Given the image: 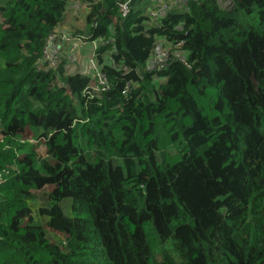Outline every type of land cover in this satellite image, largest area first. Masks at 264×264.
<instances>
[{
    "label": "trees",
    "instance_id": "trees-1",
    "mask_svg": "<svg viewBox=\"0 0 264 264\" xmlns=\"http://www.w3.org/2000/svg\"><path fill=\"white\" fill-rule=\"evenodd\" d=\"M143 1L0 0V264H264V0Z\"/></svg>",
    "mask_w": 264,
    "mask_h": 264
},
{
    "label": "built area",
    "instance_id": "built-area-1",
    "mask_svg": "<svg viewBox=\"0 0 264 264\" xmlns=\"http://www.w3.org/2000/svg\"><path fill=\"white\" fill-rule=\"evenodd\" d=\"M187 2H188V0H172L169 3L161 1V3L159 4V8L152 13V16L156 17L159 11H173V10L182 11V10L186 9ZM121 10L125 14H130L132 12V9L129 8L128 4L122 5L121 6ZM64 42L65 43L66 42H68V43H72V42H74V43H83L82 39L80 40V39H77V38H70L68 36L60 34V32L52 35L51 40L48 43V47L45 50V55H44V58H43V65H47L48 68L49 67L57 68V66L59 64V58L57 56H55V54H51L49 50H50L51 44H57V47H58L59 45H61ZM179 46H181V44ZM53 47H55V46H53ZM95 48H96V46L94 45L93 52H94ZM159 53H160V55H158ZM159 53L156 54V56L154 57L151 65L147 69L148 72L160 71L170 61L171 57H170L169 48L168 49H163ZM91 63L95 67V72L94 73H95V76L98 78L99 88H101L102 91L108 90V85H107L106 80L100 74L99 69H97V66H96L95 60H94V55H93V59H92Z\"/></svg>",
    "mask_w": 264,
    "mask_h": 264
},
{
    "label": "rangeland",
    "instance_id": "rangeland-1",
    "mask_svg": "<svg viewBox=\"0 0 264 264\" xmlns=\"http://www.w3.org/2000/svg\"><path fill=\"white\" fill-rule=\"evenodd\" d=\"M217 2H219L220 3V5H222L223 7H225V8H228V7H230V1L229 0H216ZM150 1H148V0H144L142 3H140L138 6H137V10L136 11H143V10H145V9H147L149 6H150ZM77 12H75V11H73L72 12V9H70V11H69V13H68V16H67V20H66V23H69V27H72V26H74V25H78V27L80 28V26L79 25H82V24H80L81 22H82V17H81V14L79 13V16H78V18H77V14H76ZM72 18H75V24L73 23V20H72ZM66 28L67 27H62L61 29L62 30H60L59 32H60V34H62L63 35V33H65L64 31H66ZM69 29H71V28H69ZM53 46H55V47H57V44H51V48L53 49ZM78 49V50H77ZM71 50V49H70ZM66 51V54H67V56L70 58V59H73L74 57L76 58V63L77 64H80V63H82V62H86L87 63V66L86 65H84L85 66V68H91V66H92V64H91V62H90V58H91V53L89 52V54H84V50L83 49H79V47H75L74 49H73V51ZM83 51V52H79V51ZM158 55H160V53L158 54ZM157 55V56H158ZM78 61V62H77ZM39 151H41L42 153H44L45 152V150L43 149V148H39ZM52 191V188L51 187H47V188H45L44 190H42L40 193H38V194H36V195H38V196H40V195H43V194H48V193H50Z\"/></svg>",
    "mask_w": 264,
    "mask_h": 264
},
{
    "label": "crops",
    "instance_id": "crops-1",
    "mask_svg": "<svg viewBox=\"0 0 264 264\" xmlns=\"http://www.w3.org/2000/svg\"><path fill=\"white\" fill-rule=\"evenodd\" d=\"M146 1V0H145ZM148 1H150V6L147 8V9H145V10H143V11H140V12H146V11H148L150 14L151 13H153V11H155V10H157L158 9V7H159V4L161 3V1H168V0H148ZM73 11H75V12H77L76 14H77V18H78V16H79V13L81 14V17H82V19L84 18V15H85V13H86V11H85V9H83L82 7H80L79 5H75L73 8H72V12ZM72 20H73V23L75 24V18H72ZM80 24H82V22L80 23ZM69 25V23H65V25H64V27H67L66 28V31H64V32H68V31H70V29L69 28H73V27H75V26H78V25H74V26H72V27H69L68 26ZM80 26V28H82V26H83V24L82 25H79ZM62 30V29H61ZM63 46H65V47H63ZM88 47L89 49H87L86 48V53L87 54H89V52L91 53V58H90V62L92 61V59H93V47H91L90 45H86V44H83V43H74V42H72V43H68V42H64V43H62L61 45H59L58 47H53V49H52V52L54 53V54H57L58 53V51H59V53L60 52H63V51H69L70 49V51H73V49L75 48V47H79V49H85V47ZM165 49H167V47L165 48ZM78 50V49H77ZM79 52H83V51H79ZM84 52H85V50H84ZM159 52H161V51H159ZM72 60H75V62H76V58L74 57ZM78 62V61H77ZM92 64V63H91ZM84 65H86L87 66V63L86 62H82V63H80V64H78V66H79V69H81V70H89L90 72L92 71V72H95V67L93 66V64H92V66H91V68H85V66ZM78 69V68H77Z\"/></svg>",
    "mask_w": 264,
    "mask_h": 264
}]
</instances>
